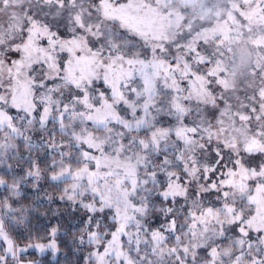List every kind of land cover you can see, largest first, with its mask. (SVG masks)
<instances>
[{"label":"snow or ice","instance_id":"6c2138e0","mask_svg":"<svg viewBox=\"0 0 264 264\" xmlns=\"http://www.w3.org/2000/svg\"><path fill=\"white\" fill-rule=\"evenodd\" d=\"M41 181L83 264H264V0H0V264Z\"/></svg>","mask_w":264,"mask_h":264},{"label":"trees","instance_id":"16d2710c","mask_svg":"<svg viewBox=\"0 0 264 264\" xmlns=\"http://www.w3.org/2000/svg\"><path fill=\"white\" fill-rule=\"evenodd\" d=\"M23 189L25 194L22 204L33 207V213L30 215L32 224L41 228H48L57 224L61 227L58 236V254L56 257H52L51 254L46 253L41 257L40 264H83L82 257L84 253L75 251L76 245L73 239L80 228L81 213L73 211L69 206L67 207L65 205V202L57 199L60 192L57 188L51 186L49 182L41 181L38 190H34L31 184H25ZM48 196H51L52 199L49 200L47 198ZM62 206L69 218H65L66 214L64 215L59 211ZM75 220L78 222L75 224L72 223ZM37 256L38 254L36 252H32L28 257L35 258Z\"/></svg>","mask_w":264,"mask_h":264},{"label":"rangeland","instance_id":"374dc122","mask_svg":"<svg viewBox=\"0 0 264 264\" xmlns=\"http://www.w3.org/2000/svg\"><path fill=\"white\" fill-rule=\"evenodd\" d=\"M21 150L23 151V147H21ZM25 185H23L22 186V188H21V195H20V197H18V198H15L17 201H18V203H15L14 204V206H16V207H19L20 206V204L22 203V200H23V196H24V194H25V191H24V189H23V187H24ZM0 191H2V190H0ZM65 205L68 207H70V205L68 204V202H65ZM25 207H27V208H29V217H30V215H32V213H33V211H32V209H33V207H31V206H25ZM71 208V207H70ZM72 209V208H71ZM55 211H56V209H55ZM58 211V210H57ZM60 212H62V214H66L65 213V211H64V208H63V206L61 207V209L59 210ZM59 214V213H58ZM61 214V215H62ZM65 218H69L68 217V215L66 214V216H65ZM78 221L77 220H75L74 222L72 221V223H77ZM34 252V251H33ZM37 253V252H36ZM46 253H49V254H51L52 255V257H56V255L58 254V252L55 254V255H53V253L51 252V251H48V252H46ZM46 253H44L43 255H45ZM38 254V256L37 257H35V258H31V257H28V259H32V260H36V261H38L39 262V264L41 263V257L43 256V255H41V254H39V253H37Z\"/></svg>","mask_w":264,"mask_h":264}]
</instances>
